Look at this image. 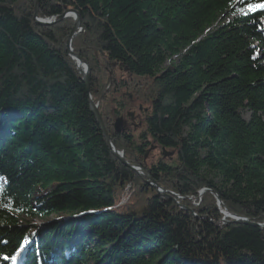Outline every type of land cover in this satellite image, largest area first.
Here are the masks:
<instances>
[{"label": "trees", "instance_id": "1", "mask_svg": "<svg viewBox=\"0 0 264 264\" xmlns=\"http://www.w3.org/2000/svg\"><path fill=\"white\" fill-rule=\"evenodd\" d=\"M38 1V18L78 12L90 96L146 176L91 113L73 18L40 25L35 0H0V264L25 238L16 264H264V8L248 7L264 0ZM147 79L140 132L114 133L101 105L120 93L121 115ZM152 147L175 158L148 163Z\"/></svg>", "mask_w": 264, "mask_h": 264}, {"label": "rangeland", "instance_id": "2", "mask_svg": "<svg viewBox=\"0 0 264 264\" xmlns=\"http://www.w3.org/2000/svg\"><path fill=\"white\" fill-rule=\"evenodd\" d=\"M38 10H39V5H38ZM67 17L73 18L74 23H75V19H74V16L72 14H68ZM39 19H41V20H53L55 18H39ZM82 31L83 30H82V27L80 25L76 29L74 35L82 33ZM121 73L122 72H118L117 76L119 77L121 75H124V74H121ZM142 88L143 89H141L142 91H141L140 95L137 92H135L134 90H131V88L124 89L123 91L121 90V92H122L121 93V98L119 97V99L121 100V102H123L125 104V108L122 111V114L119 115V116L123 117L124 120H125V124L126 125L124 126V131H127V132H136V131H138V132H140V130L142 128V125L144 124L145 116H146V114L149 111L148 108H149V103H150V101L147 100L146 96H144V95L149 94L151 92V90L154 89V87H153V84L150 81V79H147V84L143 85ZM141 95H143V98H142ZM115 96H120V93H118L117 95L114 94L113 96L110 94L108 100L106 101V102H108L106 107H102V105H101V109H103V110L105 109V113L109 114L110 119L112 118V129H113V123H114L115 119L117 117H119L117 115H113V112H112L113 105H114L112 98L115 97ZM97 107H98V105H97ZM139 108H141V110ZM98 111H99V109H98ZM128 112H133L134 116H135V114H137V118L138 119L134 123V125L132 124V122L135 120V117H134L133 120L129 119L128 116H127ZM243 116H244L245 119L248 120L250 115H249V113L244 112ZM138 120H140V122H138ZM163 152H169V153H171V155L170 156L168 155V156L164 157L163 156ZM148 153H149V155L147 154V156H146L147 157L146 159H147L148 163L158 159L159 157H162V159L167 161V162H171L175 158V153L172 152V150H170V149L162 150L160 147H152L148 151ZM198 194H199V197H200L202 195V192L198 193ZM218 207H220V206H218ZM219 209H220V213H222L221 210H223V209H221V208H219ZM222 215H223V213H222ZM62 216H64V215H62L61 213H55V214H50V215L46 216L43 219H30V218H27L25 216H22V219H23V223H25L26 225L28 224L30 226H35L36 225V226L42 227V226H44V225H46L48 223H51L53 221H58L60 218L62 219ZM63 218H65V217H63ZM222 219H225L224 215H223ZM221 220L219 222L220 224L222 223Z\"/></svg>", "mask_w": 264, "mask_h": 264}, {"label": "water", "instance_id": "3", "mask_svg": "<svg viewBox=\"0 0 264 264\" xmlns=\"http://www.w3.org/2000/svg\"><path fill=\"white\" fill-rule=\"evenodd\" d=\"M38 5H39V1L38 0H35V12H34V18H35V21L40 24V25H46V26H49V25H52L53 23H56V22H59L61 21L63 18L67 17L68 14H72L74 16V19H75V23H74V26L72 27L71 29V32L69 34V37L67 39V43H66V46H67V51H68V55L75 61H78L80 63H82L84 66H85V71L84 73L81 72V70L78 68L77 66V69L78 71L82 74V79H83V82L85 84V87H86V92H87V96H88V99H89V106H90V110H91V113L94 115L99 127H100V130L101 132L103 133V136L106 140V142L108 143L109 147L111 148V151H112V154L121 161V163H123L125 166H127L128 168H130L131 170H133L134 172L136 173H141L142 175L146 176V173L144 171H142L140 169V167L138 166H134V165H130L125 159H124V156H123V153L121 151H119L116 146L114 145V142L112 140V137L110 136V134L108 133L105 125H104V122L102 120V117L98 111V107L97 105L93 102L91 96H90V89H89V72H90V69H89V66H88V63L86 60H84L83 58H81L80 56H78L77 54H74V52L72 51L71 49V40H72V37L74 36L75 34V31L76 29L80 26V17H79V14L76 10H73V9H68L66 10L62 15L56 17L55 19L53 20H41L38 18ZM127 116L128 118H130L131 120L134 119V113L133 112H128L127 113ZM124 118L119 116L115 119L114 123H113V131L114 133L116 134H120L124 131V128H123V125H124ZM170 156L171 153L169 152H163V156ZM146 182L151 185V186H154L157 191L159 192V194H161L162 196H168L166 194V191H164L162 188H160L154 181H152L149 177H147L146 179ZM204 191H209V190H206V189H203L200 191V193L204 192ZM170 197V196H169ZM216 197V196H215ZM217 198V197H216ZM217 204L218 206H220L221 202L220 200L217 198ZM232 216L236 217V222H242L244 224H250L248 222V220L246 218H242L240 219V217H237L233 214H231ZM222 224L228 222L226 221L225 219H222L221 220ZM258 227L260 228H264V224H258L257 225Z\"/></svg>", "mask_w": 264, "mask_h": 264}, {"label": "snow or ice", "instance_id": "4", "mask_svg": "<svg viewBox=\"0 0 264 264\" xmlns=\"http://www.w3.org/2000/svg\"><path fill=\"white\" fill-rule=\"evenodd\" d=\"M249 9H252L254 7H260V8H264V3L261 4H257V5H248ZM28 243V238H25V241L23 243L20 244V247L17 248L16 250V254L12 255L11 257L9 256H4L3 259L5 260H11V264H16L17 258L19 256H21L22 254V250H25V245Z\"/></svg>", "mask_w": 264, "mask_h": 264}, {"label": "bare ground", "instance_id": "5", "mask_svg": "<svg viewBox=\"0 0 264 264\" xmlns=\"http://www.w3.org/2000/svg\"><path fill=\"white\" fill-rule=\"evenodd\" d=\"M75 63H76V66H78V68L81 70V72L82 73H84V71H85V66L82 64V63H80V62H78V61H75ZM222 213H223V215H224V217H225V220L227 219V218H231V217H228V216H230L231 214L229 213V212H227L226 210H222ZM226 213H228V214H230V215H228V214H226Z\"/></svg>", "mask_w": 264, "mask_h": 264}, {"label": "flooded vegetation", "instance_id": "6", "mask_svg": "<svg viewBox=\"0 0 264 264\" xmlns=\"http://www.w3.org/2000/svg\"><path fill=\"white\" fill-rule=\"evenodd\" d=\"M139 109L141 110V108H139ZM134 117H135V120H134L133 122L131 121L133 125H134V123H135V122L137 121V119H138V118H137V114H135ZM129 119H130V118H129ZM138 122H140V120H138ZM125 125H126V124H125V122H124L123 128H124Z\"/></svg>", "mask_w": 264, "mask_h": 264}, {"label": "built area", "instance_id": "7", "mask_svg": "<svg viewBox=\"0 0 264 264\" xmlns=\"http://www.w3.org/2000/svg\"><path fill=\"white\" fill-rule=\"evenodd\" d=\"M200 193V192H199ZM222 211V210H221ZM226 214H228V213H226ZM228 215H230V214H228ZM228 217H231L232 219H236V217H234V216H232V215H230V216H228ZM240 219H242V218H240Z\"/></svg>", "mask_w": 264, "mask_h": 264}]
</instances>
